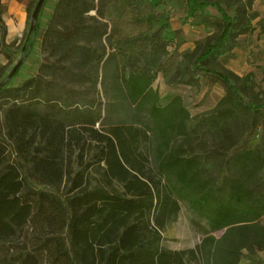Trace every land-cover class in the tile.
I'll list each match as a JSON object with an SVG mask.
<instances>
[{
	"label": "trees",
	"instance_id": "16d2710c",
	"mask_svg": "<svg viewBox=\"0 0 264 264\" xmlns=\"http://www.w3.org/2000/svg\"><path fill=\"white\" fill-rule=\"evenodd\" d=\"M96 1L57 0L40 37L43 61L35 75L0 88V264H190L200 257L206 264H239L244 249L264 247V184L257 181L264 173V149L234 150L228 174L216 178L208 163L217 151L196 153L188 142L203 132L217 138L230 129L248 130L264 116V90L257 88L254 71L240 76L226 66L241 35L259 28L264 36V18L258 27L253 23L260 16L255 0H188L202 13L217 9L220 19L215 32L187 55V82L197 85L208 77L225 91L193 127L181 96L163 105L153 85L168 46L181 44L178 31L117 38L107 52L103 43H93L107 35L106 25L87 16L92 9L104 15L106 0ZM5 10L0 0V53L9 64L17 41L5 43ZM27 13L33 17L31 8ZM100 68L105 88L110 75L113 103L129 101L136 115L145 116V128L123 122L96 128L100 111L83 102L81 90L62 83L96 84ZM150 132L157 179L146 172L141 151ZM180 138L185 143L178 144ZM93 143L99 147L95 161L106 166L105 186L90 187L85 170L72 168L76 148L82 152ZM180 201L222 235L204 236L197 249L163 247L162 230Z\"/></svg>",
	"mask_w": 264,
	"mask_h": 264
},
{
	"label": "rangeland",
	"instance_id": "374dc122",
	"mask_svg": "<svg viewBox=\"0 0 264 264\" xmlns=\"http://www.w3.org/2000/svg\"><path fill=\"white\" fill-rule=\"evenodd\" d=\"M56 1L46 0L45 6L41 9L37 21L38 29H34L36 32H34V40L31 42H29L31 39L29 37V31H31L30 26L33 22V17L29 18L28 33L26 32L21 38L19 44L15 43L9 49L12 54L14 53L13 59L5 67L3 74H0V83L9 76L12 69L19 63L20 60L18 59L23 54L22 52L20 53L21 49L25 48L26 50L31 46L30 43L35 45L30 61L20 67L17 73L9 79V83L10 85H18L20 82L32 76L35 68L34 59H36V51L38 50L37 43L41 41V34L48 23L53 5ZM96 2L98 5V0ZM26 4L27 8H31L32 11H34L37 5L34 4L33 0H30ZM253 8L260 13V16L253 22L258 27L257 21L259 18H264L262 16L264 15V0H260L257 3L255 0ZM206 9L204 13L196 8L193 9L188 0H106L102 9L103 16L96 9L88 12L87 16L91 23L95 21L93 19V16H95L100 24L106 25L107 35L102 37L100 41L96 40L93 43L96 45L99 42L103 43L107 52L111 50V42L117 38L129 37L137 39L139 36H151L152 33L160 28L178 31L181 44L178 45L175 42L168 46L163 71L158 73L153 85L158 90L163 105L168 103L173 96H181L185 106L192 115L189 126L193 127L196 117L210 113L225 93L220 83L211 82L208 77L202 78L197 85H192L187 82L185 72L187 55L196 49L199 42H202L206 37H209L215 32L217 29V24L215 23L220 19V13L217 9L211 6ZM48 12H50L49 16ZM47 17V21L44 22V19ZM40 26H42V31L39 30ZM38 37L39 40L37 41ZM39 52L40 59L43 61L41 46ZM251 58L248 59V63L254 69L257 88L264 90V52H252ZM103 73L100 68V78L96 84L93 79L85 80L80 86L73 85L66 80L62 83H67L66 86L68 88L81 90L84 95L83 102L88 105H94V108L100 111L102 120L97 123L96 128L101 130L103 128H109L112 124L121 122L145 128V124H147L145 116L142 114L136 115L133 111L134 106L131 107L129 101L119 103L120 105H118L117 101L113 103V90L110 85L111 78L109 75L106 80L107 88L103 87L101 83ZM2 119L3 111H0V120ZM151 136L152 134L150 132L147 139L142 142L141 151L146 158V172L157 179V161ZM177 143H185V141L180 138ZM188 143H190L189 148L196 153L217 151L213 154L215 156L214 161L209 162L208 166L212 176L221 178L223 175L228 174L226 162L234 150L240 149L244 145L248 147L261 146L264 149V116L258 120L256 127L248 130L243 129L239 131L238 129H230L226 135L217 138L203 132L197 137L193 135ZM98 151L99 147L95 146L94 143L91 145L87 144L82 151V158L79 157V154L82 153L81 150L76 148L71 160L74 173L85 170L84 172L87 176L86 184L90 187L98 185L105 186L107 183L106 175H104L105 163L95 161ZM257 181L264 184V173L259 176ZM68 186H70L69 182L67 184L64 183L61 189L65 190ZM114 186L120 191L124 190L121 184L117 182H114ZM222 233V230L211 232L208 229L207 222L196 216L190 209L188 203L180 201L179 212L162 230L161 244L163 247L173 251L197 249L204 236L213 235L217 238ZM240 259L239 264H264V247L262 249H244ZM190 264H206V261L200 257Z\"/></svg>",
	"mask_w": 264,
	"mask_h": 264
},
{
	"label": "crops",
	"instance_id": "0c3cea01",
	"mask_svg": "<svg viewBox=\"0 0 264 264\" xmlns=\"http://www.w3.org/2000/svg\"><path fill=\"white\" fill-rule=\"evenodd\" d=\"M260 0H256V3ZM6 4V10L3 13V20L6 26V37H5V43L10 44L14 41H17L16 43L19 44L21 38L28 33L27 27H28V20L29 16L27 13V2H30V0H2ZM50 11V10H49ZM48 12V16H49ZM264 17V15H262ZM48 19L45 18L44 22H46ZM260 19V18H259ZM43 26V25H42ZM42 26H40L39 30L42 31ZM32 30L29 31V34H31ZM260 29H256L254 33L252 34H244L240 36L239 45L237 48L233 50L234 55L229 58L226 62V66L228 68H231L235 73L238 75H244L251 71H254L252 67H250L248 63V59L251 58L252 52L261 51L264 52V36L259 35ZM259 39V37H261ZM39 40V37L37 38V41ZM35 43V42H34ZM30 47L25 50V48H22L20 53L23 54L20 56L18 60L22 61L21 66L30 61L31 54L34 50V44L30 43ZM38 50L36 59L35 60V68L32 72V76H34L38 69V66L40 62L42 61L40 58V43L38 41ZM256 54V53H255ZM14 55V53H13ZM18 58V56H17ZM8 58L6 55L0 53V66H5L8 64ZM19 61V62H20ZM20 66V67H21ZM20 69V68H19Z\"/></svg>",
	"mask_w": 264,
	"mask_h": 264
},
{
	"label": "water",
	"instance_id": "95a60500",
	"mask_svg": "<svg viewBox=\"0 0 264 264\" xmlns=\"http://www.w3.org/2000/svg\"><path fill=\"white\" fill-rule=\"evenodd\" d=\"M45 1H46V0H39L38 3H37V5H36V7H35V9H34V11H33V14H32V15H33V22L31 23V26H30V30H32V31H33V29H34L35 26H36V23H37L38 18H39V13H40V11H41V9H42V7H43ZM21 64H22V61H20V62H19V63H18L13 69H12V71H11L10 74H9V76L6 77V79L3 80V81L0 83V88L3 87V86L6 84V82H7L11 77L14 76V74L16 73V71L20 68Z\"/></svg>",
	"mask_w": 264,
	"mask_h": 264
}]
</instances>
